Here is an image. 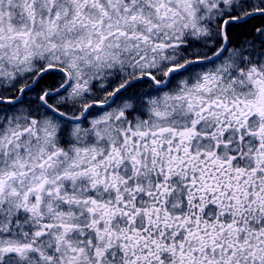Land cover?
<instances>
[{"label":"snow or ice","instance_id":"snow-or-ice-1","mask_svg":"<svg viewBox=\"0 0 264 264\" xmlns=\"http://www.w3.org/2000/svg\"><path fill=\"white\" fill-rule=\"evenodd\" d=\"M0 264H264V0H0Z\"/></svg>","mask_w":264,"mask_h":264}]
</instances>
